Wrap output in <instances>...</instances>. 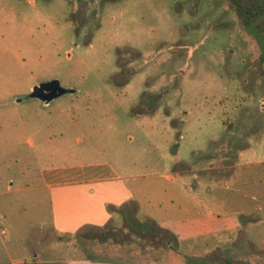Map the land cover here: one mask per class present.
<instances>
[{"label": "rangeland", "instance_id": "1", "mask_svg": "<svg viewBox=\"0 0 264 264\" xmlns=\"http://www.w3.org/2000/svg\"><path fill=\"white\" fill-rule=\"evenodd\" d=\"M261 55L264 18L246 29L228 0H0V264H162L51 229L43 170L100 167L129 209L195 225L186 264H264ZM54 79L76 92L28 97Z\"/></svg>", "mask_w": 264, "mask_h": 264}, {"label": "crops", "instance_id": "2", "mask_svg": "<svg viewBox=\"0 0 264 264\" xmlns=\"http://www.w3.org/2000/svg\"><path fill=\"white\" fill-rule=\"evenodd\" d=\"M73 169L42 172L44 187L49 195L51 215L49 223L55 232L75 235L86 225L104 227L114 217L110 212V206L114 209L128 210V204L134 201L125 177L115 168ZM145 217L155 223L157 232L168 242L162 251L164 252L162 264H186L184 251L175 247L174 243L190 238L192 226L195 225L181 227L175 224V219L166 221L148 217L146 214ZM249 218L254 219L251 216ZM212 220L219 221L217 217H212ZM208 231L211 232V228ZM206 232L207 230L203 231L201 228L198 230L199 236ZM67 263L123 264L118 261L87 259L86 256L69 259Z\"/></svg>", "mask_w": 264, "mask_h": 264}, {"label": "trees", "instance_id": "3", "mask_svg": "<svg viewBox=\"0 0 264 264\" xmlns=\"http://www.w3.org/2000/svg\"><path fill=\"white\" fill-rule=\"evenodd\" d=\"M234 8L237 18L241 25L246 29L253 27L260 19L264 18V0H228ZM259 63L264 61V55H261L257 60ZM110 206V205H109ZM110 212L113 214L112 221L106 226H91L82 227L75 235L77 238H88L102 244H112L113 246H121V244H135L139 247H151L155 250L164 251L167 241L164 240L160 233L157 232V227L154 222L145 217V214L139 209H114L111 206ZM120 215L125 221L124 227L120 230L115 224L116 216ZM124 235L125 238H122ZM143 243V244H142ZM87 259L116 262V260L108 256L97 254H89ZM219 264H235L232 261L226 260Z\"/></svg>", "mask_w": 264, "mask_h": 264}, {"label": "water", "instance_id": "4", "mask_svg": "<svg viewBox=\"0 0 264 264\" xmlns=\"http://www.w3.org/2000/svg\"><path fill=\"white\" fill-rule=\"evenodd\" d=\"M75 92L76 90L74 89L64 88L60 80L54 79L35 85L28 97L38 98L45 101L46 103H49L64 94Z\"/></svg>", "mask_w": 264, "mask_h": 264}, {"label": "built area", "instance_id": "5", "mask_svg": "<svg viewBox=\"0 0 264 264\" xmlns=\"http://www.w3.org/2000/svg\"><path fill=\"white\" fill-rule=\"evenodd\" d=\"M8 233V230L5 227L0 228V235L6 236Z\"/></svg>", "mask_w": 264, "mask_h": 264}]
</instances>
